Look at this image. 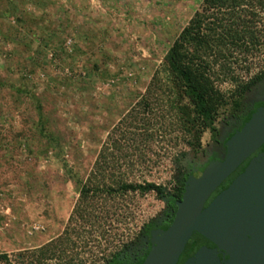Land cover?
<instances>
[{
  "label": "rangeland",
  "instance_id": "obj_1",
  "mask_svg": "<svg viewBox=\"0 0 264 264\" xmlns=\"http://www.w3.org/2000/svg\"><path fill=\"white\" fill-rule=\"evenodd\" d=\"M132 2L0 0V264H22L19 254L60 234L108 133L163 72L167 49L200 0ZM263 71L264 51L236 68V83L216 80L226 96L218 131ZM163 127L159 122L160 132L141 141L137 162L113 172L166 191L181 186L184 163L202 166L214 139L208 130L196 141L195 130ZM167 213L154 192L129 194L104 227L111 238L85 246L84 233L72 231L90 227L70 222V264H113Z\"/></svg>",
  "mask_w": 264,
  "mask_h": 264
},
{
  "label": "trees",
  "instance_id": "obj_2",
  "mask_svg": "<svg viewBox=\"0 0 264 264\" xmlns=\"http://www.w3.org/2000/svg\"><path fill=\"white\" fill-rule=\"evenodd\" d=\"M263 51L264 0H200L198 8L167 49L163 57V72L154 73L142 98L108 133V141L103 144L88 177L79 187L78 199L63 230L33 252L19 254L22 264H51L55 260L70 264V255L66 252H70V243H74L70 240L72 221L80 228L90 227L86 231L75 228L72 231L77 237L84 233V246L94 243L97 236L108 241L111 237L104 227H111L110 223L119 215L122 201L127 200L129 194L154 192L166 201L171 215L162 226H168L176 201L181 198L184 182L191 175H186L181 186L174 191H166L154 182L141 183L130 180L124 172L113 171L142 157L140 143L160 132L159 128H154L159 122L165 129L177 126L186 134L195 130L196 141L203 130H208L216 139L217 112L226 103L225 93L216 80L236 83V68ZM237 86V92L242 93L243 85ZM243 105L238 104L237 110L240 111ZM258 108L254 106L247 113L243 112L237 129ZM247 162L248 159L223 181L206 204L221 188L228 186ZM153 224L146 230L149 236L147 243L158 229L163 228ZM121 258L115 257V264H127L122 263Z\"/></svg>",
  "mask_w": 264,
  "mask_h": 264
},
{
  "label": "water",
  "instance_id": "obj_3",
  "mask_svg": "<svg viewBox=\"0 0 264 264\" xmlns=\"http://www.w3.org/2000/svg\"><path fill=\"white\" fill-rule=\"evenodd\" d=\"M264 144V106L254 111L224 142V155L184 182L171 222L150 238L137 264H176L194 232L229 258L200 248L183 264H264V150L251 157L227 187L206 202L236 168Z\"/></svg>",
  "mask_w": 264,
  "mask_h": 264
},
{
  "label": "flooded vegetation",
  "instance_id": "obj_4",
  "mask_svg": "<svg viewBox=\"0 0 264 264\" xmlns=\"http://www.w3.org/2000/svg\"><path fill=\"white\" fill-rule=\"evenodd\" d=\"M243 103H244L243 108L240 111L234 112L233 114H231L230 118H228L227 121L223 122L222 129L218 131L217 137H216V139H214L213 150H211L206 155L202 166L197 167V165H195L191 161H186L184 163V166L186 168L184 179H185L186 175L190 176V175H193L195 173L201 172L205 168V166L208 164L209 161L220 160L222 158V156L224 155V152H225L224 142L228 139V137H230L237 130L238 125L241 123V117L244 114L243 112L247 113V111H249L254 106H256V107L264 106V71L262 73H260V75L254 77L252 79L251 84L249 85V94H248L247 98H245ZM262 150H264V144H262L249 158H247L248 161L251 157L255 156L256 154H258ZM220 185L217 188H219ZM222 189H224V188H221L218 192H220ZM164 202L168 206V213L166 216H164V217L158 219L156 222H154V223H156L157 227H164V226H162L163 223H165L167 221L168 217H170V215H171V208L169 207V205L166 201H164ZM149 225H154V224L153 223L148 224L145 227V229L141 232V234H140L137 242L135 243V245L129 246V247L121 250L119 252V254H117V256H116L117 259H118V257L121 256L122 257L120 259L121 262L127 263V264H132L133 262H134L133 264H137L139 262L138 261L139 258H141V256H143L145 254V252H147L149 250L150 243H147L148 242L147 239L149 236L146 234V230H147V227ZM202 247H206L207 249L213 250L214 254H216V256L219 258V260L222 262L229 258V255L227 252H224L223 250L216 247L213 243H211L209 240H207L201 234L194 232L191 235V237L189 238V240L187 241L182 253L179 256L178 262L176 264H183L186 260L194 257L195 253ZM180 260H182V261L180 262ZM115 263H117V262H115V259H114L113 264H115Z\"/></svg>",
  "mask_w": 264,
  "mask_h": 264
},
{
  "label": "crops",
  "instance_id": "obj_5",
  "mask_svg": "<svg viewBox=\"0 0 264 264\" xmlns=\"http://www.w3.org/2000/svg\"><path fill=\"white\" fill-rule=\"evenodd\" d=\"M109 1H115V0H109ZM129 3V4H128ZM128 3H127V5L129 6V7H132L133 8V2H132V0H128Z\"/></svg>",
  "mask_w": 264,
  "mask_h": 264
},
{
  "label": "built area",
  "instance_id": "obj_6",
  "mask_svg": "<svg viewBox=\"0 0 264 264\" xmlns=\"http://www.w3.org/2000/svg\"><path fill=\"white\" fill-rule=\"evenodd\" d=\"M70 42H71L70 40L67 41V43H70Z\"/></svg>",
  "mask_w": 264,
  "mask_h": 264
}]
</instances>
